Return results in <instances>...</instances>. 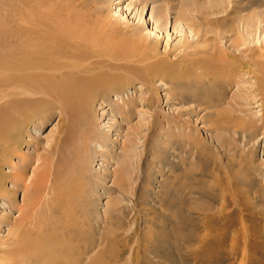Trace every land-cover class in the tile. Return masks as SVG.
<instances>
[{
  "label": "rangeland",
  "instance_id": "obj_1",
  "mask_svg": "<svg viewBox=\"0 0 264 264\" xmlns=\"http://www.w3.org/2000/svg\"><path fill=\"white\" fill-rule=\"evenodd\" d=\"M5 3L0 0L1 15ZM38 4L42 12L54 8L58 16L71 17V26L105 39L101 49H135L142 36L150 42L153 60L96 57L86 46L71 44L73 63L90 75L110 73L121 85H104L78 104L82 118L71 137V161L67 149L52 153L39 200L25 206V195H33L31 181L45 168L37 158L48 155L61 123L58 104L31 106L44 109H37L20 151L10 158L19 165L21 154L36 156L25 173L24 186L31 191L15 186L8 161L3 166L10 175L7 191L0 182V254L15 248V241L39 237L51 252L37 264H264V83L259 86L264 68L258 66L264 63V0ZM212 8L217 12L211 14ZM96 44L89 47L100 50ZM212 47L231 55L226 63L243 61L251 72L241 73L249 78L245 84L238 79L239 87H223L227 101L208 109L202 104L221 86L198 68L187 76L182 64L207 60L203 50L212 53ZM119 54L125 56L124 49ZM234 97L247 102L243 114L230 110ZM217 114L241 118L219 122ZM56 176L64 186L57 195ZM61 193L68 196L66 204H57Z\"/></svg>",
  "mask_w": 264,
  "mask_h": 264
},
{
  "label": "bare ground",
  "instance_id": "obj_2",
  "mask_svg": "<svg viewBox=\"0 0 264 264\" xmlns=\"http://www.w3.org/2000/svg\"><path fill=\"white\" fill-rule=\"evenodd\" d=\"M38 1L39 0H6L4 8L6 14H0V88H2V92H0V97L2 98L0 102V182L3 183V185L0 186L4 189L3 191H7L4 187L5 183H7L5 180L10 177V175L3 172V166L7 164L8 161L11 163L10 158L16 156L20 151L23 143V136L26 132L25 130L31 122V119L37 115L38 106L46 108L53 104H58L61 109V123H59L60 127L55 139V144L51 147L50 151H48L49 153L46 157L38 156L37 158L38 161H43L45 168L31 181L30 185L33 189V195H25V206H32L36 202V199L41 195L44 188L43 181H45L46 176L49 177V170L53 166L51 160L52 153H56L58 150L67 149L68 153L70 152V155L68 156L70 159L69 161H71V137L75 134V128L78 127L80 119L82 118V114H79L78 104H85V99L94 91L105 87L104 85H109L108 87H110V89L121 85L119 84L121 83L119 78L110 73L94 72V75H90V72L85 68H81L80 64L79 66L73 63L74 61L71 59V44L86 46L89 49L90 54L95 55L96 57L104 55L106 57L117 58L121 61H127L130 59L134 61L148 60V63L153 60V55L148 48L150 42L141 38L142 36L137 37L136 46L134 47L135 49H132L129 46L127 49L126 47L118 48L119 46L114 47L112 50L107 48L101 49L100 43L105 41V39L99 36H93L91 34L92 30L86 29V32L83 29L82 31L71 26V17L58 16L57 13L53 12L54 8L50 9L51 11L49 12H42L40 7L43 5L41 4L40 6ZM212 9L214 10H211V14L212 12H217V9ZM94 42L97 43V48L100 50H92L89 47ZM188 44L191 45L192 43L189 42ZM244 45L246 46V43ZM230 46L234 49L238 48V45L236 44H231ZM247 48L250 50L249 47ZM256 48L259 50L258 47ZM122 49H124L125 56L119 54ZM211 49H213L212 51L215 53H210L209 49L203 50V52L208 55L206 57L207 60L192 61V64L189 63L191 64L190 66L187 63L182 64L187 67V76H189L192 71L194 72L195 68H198L201 70L202 77L208 78L209 82H215L217 87L221 86L219 92L212 90V93L210 94L212 95V100H208L202 104L203 107L204 105H207L206 108L208 109L216 108L227 101L228 89L227 91H220L223 87H239L240 84L237 85L238 79L245 84L249 78H243L241 73L247 72L250 74L251 72L249 71V68L246 70L247 65L243 61L240 62L239 65H236L232 60L229 63H226V57L231 58V55H227L226 52V55H224L225 53L222 52L223 49H221V47H212ZM224 49L226 50L227 46ZM238 51L242 54L247 52L245 49ZM191 56L192 52H188L185 56V58H187L186 60H190ZM234 56L237 55L234 54ZM73 58L76 59L75 57ZM62 59H66L63 65L60 62ZM262 61L258 65L261 69L264 68V63H262ZM220 62L223 63L219 64ZM146 66L149 71L151 64H146ZM63 69L66 70L61 72ZM4 74H9V77ZM166 75L167 74H165V76ZM170 76L172 77V74ZM193 76H196L195 78L198 77L196 73L195 75L193 73ZM1 79L3 81H1ZM1 82L5 83L3 84ZM263 83L264 77L259 78L260 88H263ZM31 97L38 98L32 99ZM231 99L232 100L228 105L231 107L230 110H232V112L243 114L247 111L244 107L247 102L243 103L237 101L235 100L236 97ZM33 104L38 106L35 108L31 107ZM72 107H74L75 111H73ZM39 109L38 111H40ZM233 109H236L237 111ZM236 117L239 119L241 118L240 115L225 116V114H217V120L219 122L235 123L238 120ZM261 120L264 124V110ZM77 148L79 151L81 147L77 146ZM35 157L21 154V163L19 165L11 163L12 169L15 170L14 175H11V177L14 178L15 181L13 182H15L16 187L23 186L25 187L24 189H29L28 186H24L26 185L25 173L28 165L30 163L32 164ZM51 174L52 173L50 172V175ZM56 178L54 184H56V187L58 188H55V193L57 195V191L60 190L59 187L63 186V182L60 177L56 176ZM67 180H69V178ZM28 191L31 190L29 189ZM67 197H64L61 193L58 197L57 204H66L68 202L66 200ZM36 238L25 237L15 241L14 243L17 246H14L15 248H12L10 251L6 249L2 255L0 254V260L14 258L17 260V264H37L39 257L45 254L46 251L51 252V250L47 249L44 245L39 244L37 241L38 239L36 240ZM10 242H12V240H10ZM55 264L59 263L55 262Z\"/></svg>",
  "mask_w": 264,
  "mask_h": 264
}]
</instances>
